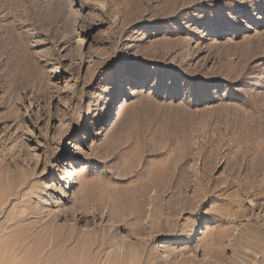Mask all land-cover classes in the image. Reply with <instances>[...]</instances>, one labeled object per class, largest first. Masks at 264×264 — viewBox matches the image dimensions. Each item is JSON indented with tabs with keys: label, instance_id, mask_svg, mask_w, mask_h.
I'll list each match as a JSON object with an SVG mask.
<instances>
[{
	"label": "rangeland",
	"instance_id": "obj_1",
	"mask_svg": "<svg viewBox=\"0 0 264 264\" xmlns=\"http://www.w3.org/2000/svg\"><path fill=\"white\" fill-rule=\"evenodd\" d=\"M0 264H264V0H0Z\"/></svg>",
	"mask_w": 264,
	"mask_h": 264
},
{
	"label": "bare ground",
	"instance_id": "obj_2",
	"mask_svg": "<svg viewBox=\"0 0 264 264\" xmlns=\"http://www.w3.org/2000/svg\"><path fill=\"white\" fill-rule=\"evenodd\" d=\"M141 76H142V75H141ZM76 144H77V145H76ZM73 147H76V149H77V148H78V143H75V144L73 145ZM65 161H66L65 164H66L67 167H68V168H66V171H67V174H68V175H67V184H68V185H71L73 182L71 181V178H70V175H69L70 172H71L69 169H70V167H71V161H72V159H70V160L67 159V160H65ZM65 167H66V166H65ZM81 175H84V173L81 172ZM2 244H3V243H2Z\"/></svg>",
	"mask_w": 264,
	"mask_h": 264
}]
</instances>
